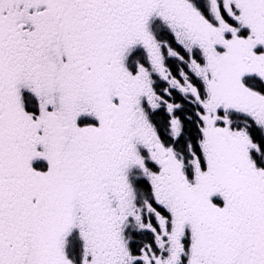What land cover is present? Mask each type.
<instances>
[{"label":"snow or ice","instance_id":"snow-or-ice-1","mask_svg":"<svg viewBox=\"0 0 264 264\" xmlns=\"http://www.w3.org/2000/svg\"><path fill=\"white\" fill-rule=\"evenodd\" d=\"M0 264H264V0H0Z\"/></svg>","mask_w":264,"mask_h":264}]
</instances>
